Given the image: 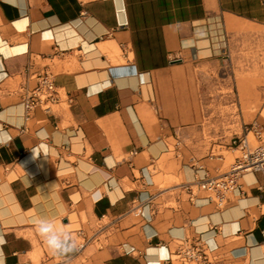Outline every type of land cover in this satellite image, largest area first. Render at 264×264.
Returning a JSON list of instances; mask_svg holds the SVG:
<instances>
[{
    "label": "crops",
    "instance_id": "1",
    "mask_svg": "<svg viewBox=\"0 0 264 264\" xmlns=\"http://www.w3.org/2000/svg\"><path fill=\"white\" fill-rule=\"evenodd\" d=\"M45 72L60 101L29 112ZM255 120L264 0H0V264H168L197 238L264 264L260 172L225 207L183 188Z\"/></svg>",
    "mask_w": 264,
    "mask_h": 264
},
{
    "label": "built area",
    "instance_id": "2",
    "mask_svg": "<svg viewBox=\"0 0 264 264\" xmlns=\"http://www.w3.org/2000/svg\"><path fill=\"white\" fill-rule=\"evenodd\" d=\"M38 78V86L34 90L26 91L23 96V103L29 112L38 106L50 111L52 105L58 103L61 98L51 73H42ZM231 147L237 155L225 172L215 176L206 172L198 177L194 184L183 185V188L190 193L191 200H195V185L198 190L208 193L211 202L219 207H225L231 202L237 189L241 187L240 182L244 173L256 171L264 176V130L258 121L245 124L243 133L233 136ZM132 153L135 154L136 151ZM199 169L203 167L200 166ZM133 211L142 213V207L135 206ZM208 250V245L201 238L179 240L166 262L168 264H211Z\"/></svg>",
    "mask_w": 264,
    "mask_h": 264
},
{
    "label": "clouds",
    "instance_id": "3",
    "mask_svg": "<svg viewBox=\"0 0 264 264\" xmlns=\"http://www.w3.org/2000/svg\"><path fill=\"white\" fill-rule=\"evenodd\" d=\"M36 156H38V155H36V154L34 153V158H35ZM38 231L40 232V234H41L42 236H44V234L48 232V228L45 227V226L43 225L42 222H40L39 227H38ZM45 243L49 246L50 250H51L54 254H55V251H54V250H56V249H61V245L58 244L54 239H51V238L45 239Z\"/></svg>",
    "mask_w": 264,
    "mask_h": 264
},
{
    "label": "rangeland",
    "instance_id": "4",
    "mask_svg": "<svg viewBox=\"0 0 264 264\" xmlns=\"http://www.w3.org/2000/svg\"><path fill=\"white\" fill-rule=\"evenodd\" d=\"M237 155V153H236ZM234 160V156L232 154H229V160L228 163L232 162Z\"/></svg>",
    "mask_w": 264,
    "mask_h": 264
},
{
    "label": "water",
    "instance_id": "5",
    "mask_svg": "<svg viewBox=\"0 0 264 264\" xmlns=\"http://www.w3.org/2000/svg\"><path fill=\"white\" fill-rule=\"evenodd\" d=\"M176 62H179V61H175V63H176Z\"/></svg>",
    "mask_w": 264,
    "mask_h": 264
}]
</instances>
